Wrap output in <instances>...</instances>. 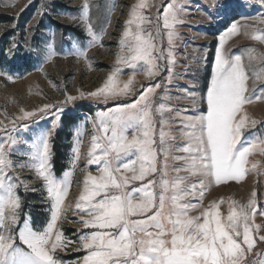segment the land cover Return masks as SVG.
I'll list each match as a JSON object with an SVG mask.
<instances>
[{
    "label": "snow or ice",
    "instance_id": "1",
    "mask_svg": "<svg viewBox=\"0 0 264 264\" xmlns=\"http://www.w3.org/2000/svg\"><path fill=\"white\" fill-rule=\"evenodd\" d=\"M255 5L264 8V0H213L212 8L218 16ZM152 6L147 0L129 6L115 67L102 87L81 92L79 97L67 95L64 101L87 98L107 104L121 97H138L89 118L96 134L91 136L86 165L98 168L95 175L86 172L83 190L75 202L79 222L84 229H91L77 230L81 234L75 250L86 255L75 264H264V259H257L264 257V249L254 251L256 234L264 231V223L255 222L257 215L264 216L256 191L239 210L230 201L226 216L220 211L223 199L202 204L213 181L220 185L242 180L249 172V155L257 150L264 153V139L241 141L242 130L258 123L249 120L244 106L264 100V92L255 96L249 92V70L256 71L257 66L246 65L240 55L229 57L223 47L226 38L237 34L241 26L234 22L219 38L221 46L215 54L211 81L201 98L207 105L206 114L187 116L172 106L169 86L174 79L183 80L191 67L186 63L183 73L176 71L180 36L176 28L184 23L180 16L190 5L181 0L164 4L162 0V11L145 14ZM88 9L89 0H84L85 31L94 42L97 37L87 21ZM259 22L264 24V13ZM251 39L264 44V29L255 30ZM45 51L52 54L50 48ZM184 57L186 61L202 59L196 49L190 53L185 50ZM259 59L264 62V53ZM123 68L132 69L133 76L121 86L118 75ZM139 68L155 83L142 85L138 92L133 82ZM259 68L257 79H264V63ZM4 74L0 70V76ZM191 87L194 85L180 89L175 99L197 104ZM53 108L57 112L55 128L64 111L59 105L21 109L16 119H43ZM174 123L179 125L178 135L172 134ZM22 127L27 129L29 124ZM15 131L13 123L4 128L5 135L0 138V264H64L56 254L73 243L62 231L68 211L63 205L69 174L62 181L53 174L51 130L31 142L19 139ZM20 144L30 148L27 156L31 162L18 166L35 172L50 202V218L42 229H34L29 214L23 212L17 190H27L28 184L12 173L17 166L15 146ZM74 153L73 166L80 159L79 147ZM256 168L257 163H252V170ZM258 241L264 244V234L258 235Z\"/></svg>",
    "mask_w": 264,
    "mask_h": 264
},
{
    "label": "rangeland",
    "instance_id": "2",
    "mask_svg": "<svg viewBox=\"0 0 264 264\" xmlns=\"http://www.w3.org/2000/svg\"><path fill=\"white\" fill-rule=\"evenodd\" d=\"M138 2L139 0H89L87 21L92 23L97 37L93 42L92 37L85 31L84 0H0V18H9L7 21L0 19V70L5 73L0 76V138L5 135L4 128L11 127L13 123L16 125L14 135L29 142L39 134L51 130L53 174L62 181L68 173L67 180L70 181L63 205L68 211L67 219L62 220V231L73 243L66 250H58L56 254L64 264H75L86 255L83 250H75L79 247L78 237L81 234L77 230L91 231L84 229L74 211L75 202L83 190L86 172L90 171L95 175L98 168L96 165H86L91 136L96 134L87 115L94 117L96 113L115 108L118 104L132 103L138 97H121L117 101L110 100L107 104L87 98H78L69 103L64 101L67 95L79 97L81 92L87 94L102 87L107 76L114 70L129 6ZM147 2L153 6L145 9V14L155 15L158 9L163 10L162 0ZM169 2L171 0H163L164 4ZM181 2L190 6L185 7L180 16L184 23L176 28L180 33L177 39L176 71L183 73L186 63L191 67L183 80L174 79L169 86V94L173 97L172 106L179 108L183 115L194 116L199 115L198 106L201 105L202 112L206 114L207 105L201 98L206 95L211 81L215 54L221 46L219 38L234 22L241 26L240 31L226 38L224 50L229 57L240 55L246 65L252 63L257 66L256 71L249 70V92L253 96L262 94L264 79H257V75L259 66L264 63L259 59L264 53V44L253 41L251 34L255 30L264 29V24L259 22L264 8L255 5L228 14L221 12L217 16L212 8L213 0ZM49 48L51 55L45 51ZM192 49H196L197 55L202 59L193 61L189 58L186 61L185 50L190 53ZM9 75L11 80L8 79ZM130 76H133V70L123 68L118 75L121 86ZM133 83L139 92L142 85L146 87L155 81H149L145 70L139 68L134 73ZM190 85H194L189 90L196 93L199 101L195 105L189 99H175L180 89ZM44 104L59 105L64 109L55 128L52 127L57 114L55 108L43 119H16L21 115V109L32 111L42 108ZM244 110L249 120H256L258 123L254 127L248 124L242 130L241 141L251 143L264 139V100H254L253 103L246 104ZM23 123H28L29 128L24 129ZM55 146L61 151L60 160L65 167L61 175H57L55 171ZM77 147L80 150V159L73 166L74 149ZM15 148L17 151L13 159L17 161V166L12 169V173L28 184L27 190L23 187L17 190L23 201V212L29 214L34 229H42L50 218V202L46 189L43 182L36 178L34 171L18 166L19 163L31 162L27 156L30 148L26 144L16 145ZM248 159L249 172L242 180L228 181L220 185L213 181L205 191L202 201L204 206L212 200L223 199L220 211L226 216L230 201H234L239 210L241 205L247 204L251 193L256 191L258 207L264 209V153L254 151ZM252 163H257L255 170H252ZM192 202L200 203L196 200ZM189 214L197 215L198 212ZM255 222L264 223V216L257 215ZM259 234H264V231ZM259 234H256V252L264 249V244L258 241Z\"/></svg>",
    "mask_w": 264,
    "mask_h": 264
},
{
    "label": "trees",
    "instance_id": "3",
    "mask_svg": "<svg viewBox=\"0 0 264 264\" xmlns=\"http://www.w3.org/2000/svg\"><path fill=\"white\" fill-rule=\"evenodd\" d=\"M0 19L7 21L9 18L4 16V17H1ZM73 31L77 32V30H73ZM54 149H55V171H56L57 175H61L64 171V168H65L63 162L60 160L61 159V151L58 148V146H55Z\"/></svg>",
    "mask_w": 264,
    "mask_h": 264
},
{
    "label": "crops",
    "instance_id": "4",
    "mask_svg": "<svg viewBox=\"0 0 264 264\" xmlns=\"http://www.w3.org/2000/svg\"><path fill=\"white\" fill-rule=\"evenodd\" d=\"M198 113H199V115L201 114V113H203L202 112V108H201V105L200 106H198ZM196 110H197V108H196ZM196 113H197V111H196ZM178 128H179V125H178V123H174L173 125H172V129H171V131H172V134L173 135H178ZM177 144H180L181 142L180 141H177L176 142ZM249 165V164H248ZM248 165H247V167H248ZM193 182H195V178H193Z\"/></svg>",
    "mask_w": 264,
    "mask_h": 264
},
{
    "label": "bare ground",
    "instance_id": "5",
    "mask_svg": "<svg viewBox=\"0 0 264 264\" xmlns=\"http://www.w3.org/2000/svg\"><path fill=\"white\" fill-rule=\"evenodd\" d=\"M89 118H90V116L87 115V119H89Z\"/></svg>",
    "mask_w": 264,
    "mask_h": 264
}]
</instances>
